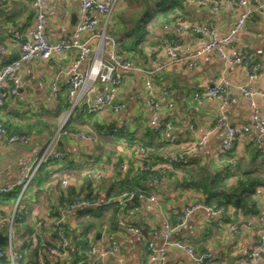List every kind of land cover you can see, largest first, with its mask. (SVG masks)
<instances>
[{
    "label": "crops",
    "instance_id": "1",
    "mask_svg": "<svg viewBox=\"0 0 264 264\" xmlns=\"http://www.w3.org/2000/svg\"><path fill=\"white\" fill-rule=\"evenodd\" d=\"M80 3L81 0L49 1L44 24V33L49 43H54L59 37L72 32L81 17ZM173 11L177 18L168 23H164L162 16L155 12L143 17L142 22L147 23L149 33L139 45L142 53L127 50L120 52L119 48L118 51L132 66L158 68L152 76V82L159 103H166L163 91L169 94L172 106L164 107L160 118L173 125L174 143L168 142L169 134L165 132H159L153 139L145 134L150 107L143 77L137 70L117 71L124 82L115 99L117 103L123 104L121 110L115 112L107 108L91 114L86 111L83 116H73L74 119L71 114L67 116L68 108L59 105L57 98L63 100L67 95L68 70L74 60V51L56 52L46 60L35 59L22 64L16 93L9 91L10 83L5 88L0 119L6 123L12 134H29L32 138L29 144H21L8 143L5 136H0V184H12L25 162L37 160L60 124H70V127L75 126L72 129L94 136V143L88 144L62 134L56 135L53 148L64 154L63 159L44 164L38 187L34 185L28 189L30 191L25 198L26 202L28 201V212L24 223H29L36 232L42 230L41 238L49 239L48 214L62 201V192L65 189L61 185L63 178H67L69 185L73 184L77 191L81 190L83 197L90 192L101 204L107 200L106 193L110 187L118 186L127 178H132L139 170L141 159L137 147L140 144H146L148 147L151 161L186 155L187 164L173 171L171 176L164 177L161 183L155 184L148 191L157 196V202L140 200L132 220L136 227L141 228V235L132 233L120 223L122 215L116 221L115 228L109 231L118 242L125 264L147 262V243L152 241L158 247L167 242L162 235L164 224H174L176 217L184 214L185 210L194 204L201 206L185 216L183 223L173 231L169 239L186 243L193 249L194 255L171 246L168 248L170 264H252L246 259V255L257 244V222L260 219L264 222V188L260 187L254 193L255 209L251 214L245 215L229 206L227 214L221 216L215 213L211 206L213 210L202 206L205 203L199 189L184 187L182 183L183 176L187 178L188 172H191L193 177L205 171V176L221 181L225 186L235 184L244 172L251 170L264 176V138L254 131L241 136L230 152L224 153L219 148V142L224 136L220 129H215L203 146L197 150L193 149L199 136L214 127L221 104L218 98L197 101L194 93L210 88L221 78L235 85H252L262 92V95L256 96L254 100L264 117V19L257 14L251 22L245 24L237 39L228 48L230 53L248 56L259 65L257 73L250 78L242 64H225L213 52L200 56L193 65H189L186 57L202 39L188 27L179 30L181 24H208L225 34L232 27L239 12L237 6L212 11L191 0H183L182 6ZM72 15L76 16L73 22ZM89 16L95 24L92 29L81 34L82 40L95 38L92 36L101 33L104 28L107 34V26L114 23L109 18L105 26V17L95 13H90ZM137 17H127L126 28L131 25L128 21L137 20ZM169 17H172V13ZM33 20L34 9L29 0H0V41L7 44L5 50H0V67L18 55L19 43L28 38ZM112 26L116 33L126 29L116 21ZM169 40H178L185 45L186 49L176 58H169L163 51L164 43ZM92 45H95V41ZM90 60L89 58L81 63L80 71L83 74L88 72ZM57 67H60L62 72L57 76L59 91L58 97L54 99L50 82L54 79ZM106 90L105 84L89 82L87 103L93 102ZM224 113L231 124L242 125L248 122L251 109L248 100L238 92L232 91ZM122 122L127 123L124 134L112 133V127L119 128ZM258 144L262 149H257L260 154L255 152V147L259 148ZM95 176H99L98 179H95ZM220 190L222 193L226 192L225 189ZM4 199L0 196L2 236H6L9 231L8 219L14 210L13 198ZM38 219H43L44 230L35 225ZM72 222L74 223V220ZM247 222L252 225L247 226ZM233 224L239 229V233L230 230L229 226ZM12 231L14 244L20 245L21 233ZM98 233L94 234V251L90 252V264H118L111 256L97 258V251L105 244L102 232L99 233V238H96ZM204 252H211L214 261L207 263L200 259ZM46 257L51 258L48 255ZM0 264H9L7 258L0 259ZM258 264H264V257L260 258Z\"/></svg>",
    "mask_w": 264,
    "mask_h": 264
},
{
    "label": "built area",
    "instance_id": "2",
    "mask_svg": "<svg viewBox=\"0 0 264 264\" xmlns=\"http://www.w3.org/2000/svg\"><path fill=\"white\" fill-rule=\"evenodd\" d=\"M51 0H29L32 8L34 9L33 26L28 31V38L22 40L19 43V53L11 61L3 64L0 67V108L3 106L5 100V88L10 83L9 91L14 94L17 90V85L20 78V68L23 63L40 59H48L52 53L56 52H70L74 51V60L69 66V85L67 89V96L70 101V106L67 111V116L72 112L75 105L84 102L86 103L87 111L91 113H97L107 108L117 112L122 109L123 104L116 102V95L118 90L122 88L124 82L122 76L117 72L118 69L123 70H137L143 77V85L148 96V104L150 107V117L148 119L149 128L156 133L165 132L169 134L168 142L174 143L175 136L172 133L173 125L160 118V114L164 107L170 108L172 103L169 99L167 91H163V95L166 97V103L162 105L158 102L155 95V88L152 82V76L158 68L148 69L142 67L132 66L124 56L119 53L117 43L114 38L105 32V28L99 34H96L86 40L81 39V34L87 30L93 28L95 21L89 15L95 13L97 15L105 17V26L109 21L113 7L117 0H81L80 3V20L74 26L72 32L69 35L59 37L54 43H49L44 33L45 24V10L47 4ZM201 7L209 8L212 11H218L221 8H228L230 6H237L239 12L235 18V21L229 31L225 34H221L212 25L208 24H184L179 26V30H185L189 28L195 34L201 37V41L190 51L186 57L189 65H193L194 61L200 56L213 52L215 53L223 63H240L248 71V75L252 78L258 71L259 65L254 63L250 57L243 56L237 53H230L228 48L237 39L239 32L243 29L245 24L251 22L257 14H260L264 19V0H191ZM95 41V45L93 44ZM7 47L5 42L0 41V50L3 51ZM163 51L169 58H176L184 51L185 45L178 40L166 41L163 45ZM90 60V68L86 74L80 71V65L82 62ZM62 72L60 67L56 68L54 79L50 82V89L52 91V97L56 99L58 97L57 76ZM100 82L107 85V90L99 94L96 99L87 103L86 95L89 92V82ZM232 91L238 92L244 99L248 100L251 113L248 122L242 125H233L229 122L224 110L229 102L230 94ZM262 95L258 89L249 84H232L229 80L221 78L210 88L197 91L194 93V98L197 101H202L206 98H218L221 100L220 112L215 120L214 127L207 130L204 134L199 136L198 141L195 143L193 149L197 150L203 146L209 135L215 130L220 129L224 132V136L219 142V148L221 151L232 150L239 138L244 134H248L250 131H254L259 137L264 138V117L259 110L255 97ZM86 97V99H85ZM126 122H122L119 126L125 127ZM117 130V127L113 129ZM64 135L73 140L91 144L95 141L93 135L83 133L76 130H69L63 128V124L57 129L54 137H52L45 145L43 152L34 162H25L19 169L17 177L10 185L0 184V195H7L17 189L16 202L20 196H22L25 190L33 182L38 170L43 164L49 163L51 160H57L63 158L64 154L53 148V143L56 135ZM0 136H5L8 143L18 142L21 144H29L32 136L29 134H10L7 135V130L0 120ZM259 150L262 151L260 144H258ZM139 152L144 153L145 149L139 145ZM264 153V151H262ZM187 159L183 155H175L164 157L162 161L156 163L152 168L149 165L143 166V169H161L172 170L173 163L186 162ZM99 176H95L98 179ZM162 181H157L155 178H151V183L157 184ZM61 185L66 187L69 185L67 178L61 180ZM121 198L126 200L138 199L147 200L150 202H157V196L154 193H145L141 190L124 191L121 193ZM95 201H90L86 198L76 199L72 204H65L60 206L59 217L55 223L58 224V229L62 227L60 223L66 221V217L80 207H87L95 205ZM201 204H194L187 208L184 214H179L176 217L175 223H165L163 227V237L168 240L160 246H155L152 241L147 243V262L144 264H170L168 258V248L175 247L187 252L193 256V249L186 243L173 240L169 241L173 231L178 228L184 221L185 216L193 209L198 208ZM205 209H212L208 205H202ZM138 210L137 206L132 207L127 211L129 216L134 215ZM213 210V209H212ZM215 213H222V209L213 210ZM13 215L8 219L9 231L5 240V244H0V259L7 258L9 264H18L20 259H24L25 252H19L14 247L13 241ZM72 216L67 219V222H71ZM121 224L122 221L120 222ZM247 226L252 225L251 222L246 223ZM36 226H40L41 222L37 221ZM230 230L234 233H239V229L233 224L229 226ZM107 227L104 226V239L105 244L97 251V258L103 259L107 256L113 257L118 264H125L124 257L122 256L117 240L108 232ZM127 229L136 235H141V229L129 225ZM256 230L259 235L257 244L247 253L246 259L250 260L252 264H258L261 257H264V222L260 219L256 224ZM68 244L66 238H61L60 244L51 247L49 253L60 258L66 257V250L64 248ZM94 250L91 251V253ZM200 259L211 263L214 261V255L211 252H204L201 254ZM240 263V261L238 262ZM23 264H44L42 258L38 263H34L31 260L24 262Z\"/></svg>",
    "mask_w": 264,
    "mask_h": 264
},
{
    "label": "trees",
    "instance_id": "3",
    "mask_svg": "<svg viewBox=\"0 0 264 264\" xmlns=\"http://www.w3.org/2000/svg\"><path fill=\"white\" fill-rule=\"evenodd\" d=\"M182 2L183 0H117L110 17L111 20L114 19V21H111L114 22L113 25L116 21L118 24H120V26L123 25V27L126 28L128 19V16H126V12L129 10H134L135 13L133 14V16L136 15L138 17L137 20L130 18L132 20L130 27L126 28L122 32H119V30L116 33L114 27L112 25H109L110 29L107 30V34L114 38L118 48L120 49V52L122 50H127L142 53V49H140L139 45L144 41V39H146V35L147 33H149L147 29V23L142 22L143 17L155 12L162 16L164 23L176 20L177 17L173 13V10L175 8L181 7ZM170 13H172V17H169ZM58 101L59 105H63L64 107L69 108L70 101L67 95L63 100L57 98V103ZM86 111L87 107L85 103L81 102L73 107L71 117H80L81 115L83 116V112ZM87 113L91 114V112L88 111ZM0 120L7 130V135L12 134L8 130V126H6V123L2 119ZM74 127H70V124L63 126V128L69 130ZM126 127L127 123L125 127L117 128V130L114 131L113 129L116 128L115 126L114 128L112 127L111 132L114 134H124ZM145 134L150 136V139H153L152 137L157 135L158 133L153 132L149 128V125H147ZM140 146L145 149V152H138L141 159V166L139 170L135 174H133L132 178H127L118 186L110 187V189L106 193V197L111 198H107V200L101 204H99L98 200L95 199L96 196L94 197L89 192L88 195H86V197L84 198L92 202L95 201L96 204L75 209L70 215L72 216L70 220L71 222H67V219L70 216L66 217V221L60 223L62 229L59 230L58 224L55 222L60 216V206L63 205V203L68 205L72 204L76 199L83 198L82 191H77L73 184L67 185L64 189V192L61 191L63 194L61 198L62 201L58 204L59 206L55 205L48 214L50 219L47 226L48 233L50 234L49 239H45L43 237L41 238L40 234L43 233L42 230H40V232H36V230H33L32 226H29V223H24L25 217L27 216L28 212V201L26 202L25 199L30 191L28 189L33 187L34 185L36 187L39 181H41L44 164L40 167L33 182L25 190L24 194L20 196L16 204L15 200L17 196V189L7 195H0L7 200H11L12 198L14 200L12 230H16L17 232L15 231V233H21L22 236V243L20 245L15 244L14 248L19 252H25L24 259H20L18 263L23 264L24 262H27L29 260L34 263H38L42 258L44 264H90V252L94 247L95 232H102V234L105 235V232L103 230L104 226H106V232L109 233V231H112L115 228V223L116 221H118V218L121 215L123 216V219L121 221L125 228H127V226L129 225L135 226L136 223L132 220L133 215L129 216L127 211L134 206H139L141 201L136 198L126 200L125 198L120 197L121 193L124 191L141 190L149 194L148 191L155 185L154 183H151V178H155L157 181H162L164 177L171 176L173 171L178 168L180 169L182 166L187 164V161L185 163H173L172 170H145L143 169V166L149 165L152 168L156 163L162 161L163 158H157L155 161H151L152 156L150 155L149 149L146 144H140ZM255 149V152L260 154V151H258L259 148L255 147ZM137 151H139V147H137ZM189 151L191 152L192 150ZM223 152H230V150ZM183 156L188 160L186 155ZM57 160H51L50 162ZM182 185L184 187L199 189L203 196V203H205V205L211 206L215 210L222 209V213H220L221 216L227 214L229 206L233 207L236 211L238 210L241 213L248 215L251 214L255 209V199L253 198L254 193L258 188H264V176L261 173L255 174L252 170L244 172L243 176L237 179L235 184L230 186L226 185V187L223 182L213 180L209 178V176H205V171H203L202 174H199L198 176L193 175V177L192 173L188 172L187 178L183 176ZM220 189H225L226 192L222 193ZM36 191L37 190H35V194ZM73 220L74 223L72 222ZM37 221L41 222L40 226L44 230L43 219H38L35 222ZM61 238H66L68 242V244L64 248V250H66L67 252L65 258H60L49 253V249L51 247L60 244ZM47 255L51 258L48 257L49 259H47Z\"/></svg>",
    "mask_w": 264,
    "mask_h": 264
},
{
    "label": "water",
    "instance_id": "4",
    "mask_svg": "<svg viewBox=\"0 0 264 264\" xmlns=\"http://www.w3.org/2000/svg\"><path fill=\"white\" fill-rule=\"evenodd\" d=\"M75 18H76V16H75V15H72V22H73V20H75ZM99 236H100V234L98 233L97 236H96V238H99ZM6 237H7V236H5V235L2 236V235L0 234V244H1V245H4V244H5Z\"/></svg>",
    "mask_w": 264,
    "mask_h": 264
},
{
    "label": "rangeland",
    "instance_id": "5",
    "mask_svg": "<svg viewBox=\"0 0 264 264\" xmlns=\"http://www.w3.org/2000/svg\"><path fill=\"white\" fill-rule=\"evenodd\" d=\"M138 8H140V7H138ZM133 9V8H132ZM135 13V11L134 10H129V11H127L126 12V16H131V15H133ZM113 21H114V19H113ZM128 23H131L130 21H128ZM111 25H113V24H110V26ZM110 26L108 25V29L107 30H109L110 29ZM14 240V239H13Z\"/></svg>",
    "mask_w": 264,
    "mask_h": 264
}]
</instances>
